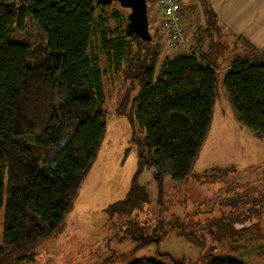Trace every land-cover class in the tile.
I'll return each instance as SVG.
<instances>
[{
  "label": "trees",
  "instance_id": "obj_1",
  "mask_svg": "<svg viewBox=\"0 0 264 264\" xmlns=\"http://www.w3.org/2000/svg\"><path fill=\"white\" fill-rule=\"evenodd\" d=\"M111 3L0 0V257L58 232L72 209L105 132L101 55L108 68L140 86L130 113L141 133L134 136V178L153 166L158 178L185 179L206 139L216 89L207 54L189 50L158 59V36L143 41L129 32L124 13L107 12ZM26 17L39 29L36 45L12 35ZM251 49L231 61L223 86L238 122L264 138V48ZM128 264L182 262L141 257ZM205 264L245 263L215 255Z\"/></svg>",
  "mask_w": 264,
  "mask_h": 264
},
{
  "label": "rangeland",
  "instance_id": "obj_2",
  "mask_svg": "<svg viewBox=\"0 0 264 264\" xmlns=\"http://www.w3.org/2000/svg\"><path fill=\"white\" fill-rule=\"evenodd\" d=\"M178 1L183 33L187 15L197 13L192 18L204 42L197 50L207 54L216 77L210 128L188 176L158 178L153 166H145L134 178V136L141 133L134 132L130 113L140 86L136 78L108 68L101 55L105 132L72 209L58 232L19 255L1 256L0 264H128L141 257L205 264L215 255L264 264V138L238 122L223 86L231 61L253 50L216 27L205 0ZM146 3L149 32L158 36V59L181 52L183 46L164 44L156 28V2ZM112 9L129 12L116 1L106 10ZM12 35L31 45L41 40L29 17ZM260 58L264 61V55ZM132 186L136 190L128 200Z\"/></svg>",
  "mask_w": 264,
  "mask_h": 264
},
{
  "label": "crops",
  "instance_id": "obj_3",
  "mask_svg": "<svg viewBox=\"0 0 264 264\" xmlns=\"http://www.w3.org/2000/svg\"><path fill=\"white\" fill-rule=\"evenodd\" d=\"M205 1L213 11L214 17H212V20L222 32L243 39L253 48H264V0ZM188 6L189 8H193V5ZM192 11H190V15H187L184 25L185 36L184 49L182 51L197 50L203 42V37L197 30V18L196 16L192 18L197 13H191ZM160 17L161 15L157 8L156 28L158 29H160ZM215 38L217 39V35H215Z\"/></svg>",
  "mask_w": 264,
  "mask_h": 264
},
{
  "label": "built area",
  "instance_id": "obj_4",
  "mask_svg": "<svg viewBox=\"0 0 264 264\" xmlns=\"http://www.w3.org/2000/svg\"><path fill=\"white\" fill-rule=\"evenodd\" d=\"M160 17V30L167 47L178 48L184 44L181 4L178 0H155Z\"/></svg>",
  "mask_w": 264,
  "mask_h": 264
},
{
  "label": "water",
  "instance_id": "obj_5",
  "mask_svg": "<svg viewBox=\"0 0 264 264\" xmlns=\"http://www.w3.org/2000/svg\"><path fill=\"white\" fill-rule=\"evenodd\" d=\"M116 1L120 6L128 8L125 28L143 41H150L149 22L146 0H97V3L109 4Z\"/></svg>",
  "mask_w": 264,
  "mask_h": 264
}]
</instances>
